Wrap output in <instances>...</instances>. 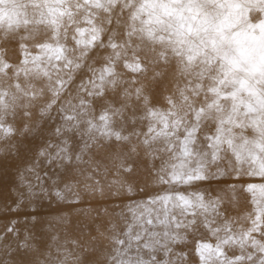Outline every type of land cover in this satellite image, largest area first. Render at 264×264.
I'll return each instance as SVG.
<instances>
[{"label": "snow or ice", "instance_id": "snow-or-ice-1", "mask_svg": "<svg viewBox=\"0 0 264 264\" xmlns=\"http://www.w3.org/2000/svg\"><path fill=\"white\" fill-rule=\"evenodd\" d=\"M0 145V264H264V0H0Z\"/></svg>", "mask_w": 264, "mask_h": 264}, {"label": "bare ground", "instance_id": "bare-ground-1", "mask_svg": "<svg viewBox=\"0 0 264 264\" xmlns=\"http://www.w3.org/2000/svg\"><path fill=\"white\" fill-rule=\"evenodd\" d=\"M10 57L14 63L19 59L18 54L14 52L10 53ZM39 123L40 125L47 127V125L43 124V121H40ZM2 155L3 153L0 152V156ZM21 163L22 162L20 160H6L3 163H0V203L5 200L11 203V201L16 198L18 192L24 191L22 187H19L16 180V168L21 166ZM151 179L152 178L148 171L143 167V165H141L137 176L138 185L145 187L146 192L152 191L153 188L151 185ZM207 187L211 190L216 188L217 185L213 183ZM142 195L143 194L141 193H137V196L133 197V199L140 198ZM119 202V200L114 201V199L106 191L103 197L99 195L85 196L78 205L69 206L65 204L61 205V207L64 209V212L73 219V222H75V220L78 218L82 219L83 214L86 212H90L93 216H95L100 209L105 207L111 211L113 204ZM49 204H51V207H49ZM56 207L57 204L54 200L34 198L31 201L30 207L21 209L20 215L18 217L21 223L18 225V227L23 230L25 227L23 221L28 217V213L32 212L33 208H35L36 213H38L42 219L47 221L52 220L55 217L56 213L53 210L56 209ZM250 208V205L242 204L239 210L231 212V215L239 216L240 214L249 211ZM9 218V216L0 215V230H2L3 227L8 223ZM100 219H103V217H100ZM21 235H23V231L21 232Z\"/></svg>", "mask_w": 264, "mask_h": 264}]
</instances>
